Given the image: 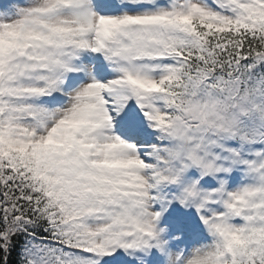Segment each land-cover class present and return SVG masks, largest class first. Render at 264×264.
I'll return each mask as SVG.
<instances>
[{
	"label": "rangeland",
	"instance_id": "374dc122",
	"mask_svg": "<svg viewBox=\"0 0 264 264\" xmlns=\"http://www.w3.org/2000/svg\"><path fill=\"white\" fill-rule=\"evenodd\" d=\"M38 1L34 0V2ZM43 1H46L45 6H48L53 0ZM69 1L74 2V0ZM136 1L138 0H130L129 2L134 3ZM194 1L202 8L209 9L204 3ZM252 1L225 0L224 4L231 6L235 11H240L242 4H245L246 9L254 10ZM79 4H82V6H77L79 11H73L67 16L71 20V17L76 18L77 21H80V16H82V21L75 23L78 31L77 41L74 42L75 47L71 50L66 48L68 43H72V41L61 40L58 44L51 42L54 46H48V50L39 56L42 60V66L48 65L53 69L48 73L51 77L53 76L52 81L45 79L35 71L32 73V71L27 70V73L24 72L19 77L15 76L18 77L15 81H13L14 79L8 80L0 88V92L27 93L39 91V95L54 96L56 92L61 91L57 81H62L64 77L68 76L69 68L74 64L71 55L82 56L83 65L89 68L87 49L90 45L93 24L98 16L92 12L91 0H81ZM56 15L55 12L48 14L51 22L58 23L61 21V18ZM131 16L137 17L136 14ZM23 23L26 27L34 25L26 16H18L0 21V31H5L7 28L17 30ZM21 34L24 35L25 33ZM68 61L70 62L68 63ZM18 70L19 67H12L13 73L18 72ZM63 71L65 73L61 77L60 72ZM23 76L26 78H22ZM148 76L152 77L154 74L150 73ZM121 77H123L122 74L117 79ZM89 78L77 90L72 102L65 108L58 110L51 111L21 102L15 105L11 102L13 98L4 100L0 93V133L4 137L2 144L9 143L6 140L9 139L7 131L16 128L23 137H26L36 146L63 141L68 136L74 141V147L77 149L75 158L78 159L80 155L88 157L83 162L86 169H94V163L99 164L104 156H114V164L100 169L102 172H106L107 176L102 172L97 173L103 179L105 184L103 189L105 190L111 188L112 182L109 179H111L114 169H119L118 166L121 165L126 171L130 169L134 171L132 184L138 190L124 191L120 189L115 193L116 200L113 201L122 202L123 193L128 192L132 195V198H129L131 205H123L121 209L119 204H114L111 208L108 207L107 210L97 215L96 211L105 209L107 205L98 204L94 210H88L90 214H93L91 216L93 219L87 220L86 217H83L82 223L77 225V228L82 231L81 238L87 240L88 246L103 244L113 248L117 245L124 250L126 246L136 244L140 246L138 249H131L127 251L125 256H122L121 261L124 264H164L163 262L158 263V259L165 260L169 264H176L177 250H175V244L172 241L173 236L165 227L155 221V212L152 210L148 191L145 190L150 179L157 183V189L163 193L161 201L169 209L168 211H178L190 223L209 225L210 231L218 230L223 233V237L217 238L214 243L209 244L206 248L195 249L189 257V264H225L232 256L228 240H234L236 234H239L245 226L249 227L251 222L259 231H264V147L261 146L263 141L251 146L241 143L234 144L231 140H226V146L222 147L216 143V138L206 125L203 126V123L200 122L192 130H187L181 135L180 141L187 147L182 160L177 159L178 156L175 155L176 144L168 140L173 134L166 130L154 137L155 140H168L169 142L165 147L159 143H154L146 146L144 151H140L138 145L128 137V133L117 135L112 132L111 128L112 123H114L111 122L110 116L112 109H114L113 117L120 120L119 126L122 131L135 127L134 112L137 109L133 104H129L132 97L130 99L115 98V102L112 101L109 111L101 102L99 94V86H105L106 83L97 82L90 72ZM258 84H260L259 81ZM201 88L200 96L195 99L194 113L188 120L193 123L195 119L199 121L198 115L201 113H203L202 118L205 119L204 116L213 110L211 116L214 117V122L222 125L221 113H224L229 106L226 103L217 105L219 96L212 92L209 84H204ZM259 105L263 110L264 88L259 90ZM19 115H32L35 120L31 124L14 123ZM153 128L155 127L153 126ZM153 128L150 121L142 130H154ZM191 134L193 138H191ZM189 156L193 157L194 160H191ZM43 157H46L45 153ZM163 161L169 162L170 165L174 162L175 171L182 176L181 183L176 186L172 184V188L166 193L164 191L171 184L170 175L172 173L168 167H161L160 162ZM196 164L201 167L203 172L206 170L212 174L210 177L217 179L220 185L216 188L206 187L204 182L192 178L187 168L196 166ZM246 176L251 182L244 185ZM60 180L63 181L64 179L60 178ZM234 180L238 182L236 185L232 184ZM126 188L128 187L126 186ZM96 202L98 203V201ZM236 208L242 214L249 216L252 221L248 220L241 224L230 223L228 218L236 215L234 213ZM219 217L222 218L218 219ZM75 234L78 235L79 233ZM256 247L257 243L254 241H248L246 245L249 250L256 249ZM201 250H203V256H200ZM83 253L87 256L86 260L92 264H97L94 256H89L91 255L89 252L84 251ZM31 254L33 255L32 261L38 263L40 258L37 253L31 252ZM155 254L158 255V259H156ZM145 257H149L154 262ZM101 261L98 264H113L110 261Z\"/></svg>",
	"mask_w": 264,
	"mask_h": 264
},
{
	"label": "trees",
	"instance_id": "16d2710c",
	"mask_svg": "<svg viewBox=\"0 0 264 264\" xmlns=\"http://www.w3.org/2000/svg\"><path fill=\"white\" fill-rule=\"evenodd\" d=\"M225 31V30H224ZM227 34L228 32L225 31ZM220 38L228 37L221 31L217 32ZM231 39V45L237 49L240 47L244 55L256 53L257 50L264 51V42L250 41L252 38L248 33H238L234 39ZM211 48L215 47L214 41H209ZM224 51L217 49L214 56L217 62L223 66L229 64V55L227 47ZM186 62H201L210 65V62L204 60L194 52L191 45L183 50ZM21 140L7 147L6 151L0 154H6L3 160L0 159V264H27L25 252L28 241L31 239L39 240L41 238H58L60 241L67 242L64 234L56 236L61 229L57 227V219H60V210L64 209L65 201L57 198L53 187L52 174L48 166L36 155L34 148ZM26 146V149L23 147ZM0 150H3L0 145ZM16 159L20 170H27L29 175L35 179V187L24 181L17 186L12 179H7L2 175L6 161L10 157ZM3 158V157H2ZM13 185V189H11ZM44 250L46 246L42 243ZM249 264H264V258L252 256L248 258Z\"/></svg>",
	"mask_w": 264,
	"mask_h": 264
},
{
	"label": "bare ground",
	"instance_id": "6f19581e",
	"mask_svg": "<svg viewBox=\"0 0 264 264\" xmlns=\"http://www.w3.org/2000/svg\"><path fill=\"white\" fill-rule=\"evenodd\" d=\"M103 33H104V31L103 32L101 31V33H100V36L101 37L103 36ZM128 93L129 92H123V91L112 92V93L109 94V98H113V97H116V96L117 97H122L123 95L128 94ZM186 225H187V228L186 229H184V227H182V228L184 229L185 234L188 236L189 235V232H188L189 227H188V224H186ZM204 252H205V250H204ZM200 256H203V253H201Z\"/></svg>",
	"mask_w": 264,
	"mask_h": 264
}]
</instances>
